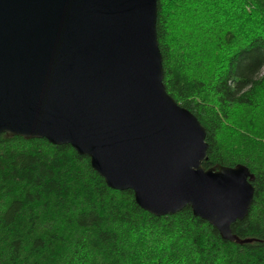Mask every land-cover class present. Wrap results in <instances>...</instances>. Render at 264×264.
<instances>
[{"label":"water","instance_id":"obj_1","mask_svg":"<svg viewBox=\"0 0 264 264\" xmlns=\"http://www.w3.org/2000/svg\"><path fill=\"white\" fill-rule=\"evenodd\" d=\"M158 0H0V136L69 145L156 217L185 208L229 242L255 199L245 165L204 167L198 118L164 83Z\"/></svg>","mask_w":264,"mask_h":264},{"label":"trees","instance_id":"obj_2","mask_svg":"<svg viewBox=\"0 0 264 264\" xmlns=\"http://www.w3.org/2000/svg\"><path fill=\"white\" fill-rule=\"evenodd\" d=\"M157 34L168 93L206 129L204 167L255 176L250 213L232 226L249 242L224 240L189 207L149 214L69 145L2 135L0 264H264V146L220 139L234 108L261 109L264 0H158Z\"/></svg>","mask_w":264,"mask_h":264},{"label":"rangeland","instance_id":"obj_3","mask_svg":"<svg viewBox=\"0 0 264 264\" xmlns=\"http://www.w3.org/2000/svg\"><path fill=\"white\" fill-rule=\"evenodd\" d=\"M221 65L216 66L215 74L218 75ZM221 72V69H220ZM191 76L194 77L197 73L190 71ZM199 76V75H196ZM215 77V76H214ZM212 95V93H210ZM215 106H217V101L214 98L209 99ZM254 120L256 131L251 129L249 125L250 120ZM238 135L244 137L245 139L256 141L262 147L264 146V98L261 101V109L250 110L247 108H234L230 115V120L225 126L223 134L220 135V139L223 141H233L237 139V144H239L240 138Z\"/></svg>","mask_w":264,"mask_h":264}]
</instances>
